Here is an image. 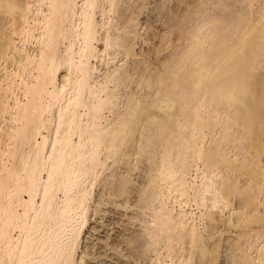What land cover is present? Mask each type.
Returning <instances> with one entry per match:
<instances>
[{"label": "bare ground", "instance_id": "1", "mask_svg": "<svg viewBox=\"0 0 264 264\" xmlns=\"http://www.w3.org/2000/svg\"><path fill=\"white\" fill-rule=\"evenodd\" d=\"M111 196L125 264H264V0H0V264H83Z\"/></svg>", "mask_w": 264, "mask_h": 264}, {"label": "rangeland", "instance_id": "2", "mask_svg": "<svg viewBox=\"0 0 264 264\" xmlns=\"http://www.w3.org/2000/svg\"><path fill=\"white\" fill-rule=\"evenodd\" d=\"M140 42L141 41H139V45H137V49H139V48L140 49L141 48L147 49L148 48L147 44H142V42L141 43ZM143 45H144V47H143ZM139 170H136L134 172L135 173L137 172L138 174H140L139 172H141L142 168L140 171ZM135 173L133 174L132 177L135 178L136 181L134 182V184L136 183L137 186H135V185L134 186L139 187L138 184L140 182L138 180H140V177H139V175H137V173L136 174ZM135 175H137L139 177V179L137 177L138 180L136 179V177H134ZM137 181H138V184H137ZM102 186H99L100 189L99 188L96 189V193H95V199L96 200H95V202H92V204H93L92 209H93V207L96 206V204L99 203V201H102V197H103V201H106L105 198H108L107 195H109V193H107L108 189H106L108 187H106V186L102 187ZM101 187L103 189H101ZM104 188H105V190H104ZM132 194L134 195V193H131V196H132ZM99 195H100V197H99ZM111 197H109V198H111ZM129 197H130V195H129ZM133 197L134 196H132V198ZM112 198H113V200H112ZM112 198L108 199L107 200L108 202L106 204L102 203V204H105V206L104 205L100 206V208H101L100 209L101 212L99 211L100 213L99 212L96 213V212L92 211L93 214H91V216L92 215L93 216L90 217L88 227L85 230L86 232L84 233V236L82 239V244H81L82 249H84V251L87 253V255L85 256L86 258L84 257L85 259H83L84 260L83 264H121V263L125 264L126 258L131 260V261H134L132 257L129 258L128 256H126V255H129L131 246L124 244L125 243L124 239L126 237H129V236H135L134 234L137 232V230L139 231L142 228L141 224H144V222H143L144 219H142V220H140V219H141V217H144L143 215H145V217H146V214L148 211L145 214V212L142 211L140 208L138 209V206L135 207V205L138 204L137 203L138 197L137 198L134 197L136 199L135 202L137 204H135L133 207L131 205V208H135V210H137V211H135L134 209H133V211L130 210V207L126 209L125 206H122V208H121V205L119 206V204L122 202V200L118 197H115V198L112 197ZM134 198L130 199V201H131L130 204L135 203L133 201ZM119 199L121 200V202ZM115 200L116 201L119 200V201L115 202ZM97 201H98V203H96ZM132 201H133V203H132ZM108 203H111V204L108 205ZM117 203H119V204H117ZM139 210H140V212L142 211L141 217L140 216L138 217V215L140 214ZM124 215H125V217H124ZM147 216L149 217V214H147ZM148 217L146 219H148ZM135 219H138V220L135 221ZM139 221H142L143 223L140 222L141 223L140 224ZM139 225L141 226V228H139L140 227ZM218 225H219V227L217 228L218 230H216L214 232V239L212 241L214 244H217V242H219L221 238H225V236L227 237V235L232 236L234 234L232 232L227 231V229H229V226L227 224H225L224 222H221ZM118 238H119V240H118ZM121 242H123V243H121ZM107 246H109V247H107ZM128 248H129V250H128ZM88 250H90L89 253H88ZM153 257H155L154 253H153ZM221 259L223 260V257L220 258V261H221Z\"/></svg>", "mask_w": 264, "mask_h": 264}]
</instances>
